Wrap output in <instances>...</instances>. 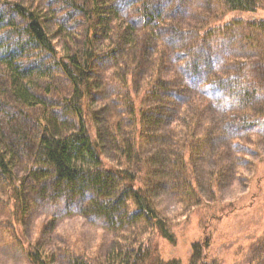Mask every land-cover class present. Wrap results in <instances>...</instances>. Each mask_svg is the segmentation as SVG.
Segmentation results:
<instances>
[{
	"label": "trees",
	"instance_id": "1",
	"mask_svg": "<svg viewBox=\"0 0 264 264\" xmlns=\"http://www.w3.org/2000/svg\"><path fill=\"white\" fill-rule=\"evenodd\" d=\"M216 1L226 14L261 8L260 0ZM38 3L0 0L1 230L21 246L29 264H48L22 228L25 207L40 202L47 211L67 209L114 234L101 264H183L163 250V244L175 246L177 237L147 189L153 156L145 147L164 140L171 178L180 176L193 210H204L203 233L190 245L187 264H217L209 259L212 235L240 207H209L197 191L192 162L214 137L213 122H203L201 111L222 110L231 144L239 146L234 134L264 123L258 105L264 70L255 63H192L182 46L187 33L174 25L173 9L162 16L149 0ZM195 34L197 42L206 37ZM166 48L175 63H164ZM97 78L113 89L106 148L92 108ZM57 80L65 89L54 95ZM169 110V132L161 131ZM7 204L10 217L2 222ZM258 243L248 264H264V238ZM69 264L90 263L71 255Z\"/></svg>",
	"mask_w": 264,
	"mask_h": 264
},
{
	"label": "rangeland",
	"instance_id": "2",
	"mask_svg": "<svg viewBox=\"0 0 264 264\" xmlns=\"http://www.w3.org/2000/svg\"><path fill=\"white\" fill-rule=\"evenodd\" d=\"M16 1L39 4L38 0ZM149 2L162 16L173 9L174 25L187 33L182 46L192 63H255L264 70V0H260L261 8L253 14H226L221 2L216 0ZM47 28L55 31L52 24ZM195 33L206 37L197 42ZM54 43L58 49V40ZM171 51L165 49L164 63H175ZM99 74L104 76L103 71ZM100 82V78L95 81V86L99 85L100 89L94 93L92 108L99 139L106 148L108 119L114 113L113 89ZM58 87L59 93L63 92L65 84L57 80L53 85L54 95L58 94ZM258 105L264 109V77ZM202 112L203 122L208 119L213 122L214 137L192 162L191 174L197 191L209 207L226 203L240 207L239 213L231 216L223 229L219 226L212 235L209 259L217 264H248V259L259 248V240L264 238V123L234 134L240 138V144L233 146L223 111L214 106ZM32 114L26 117L27 124L33 119ZM172 117L174 114L170 110L163 113L158 129L169 132ZM145 152L153 156L147 177L148 192L155 208L170 223L177 237L175 246L163 244V250L167 256L177 257L187 264L190 245L203 233L201 216L204 210H193V201H190V194L185 193L180 176L171 178L164 140L147 142ZM21 169L23 161L15 170L18 176H21ZM30 203L23 214V232L34 247L44 250L48 264H69L71 255L82 256L90 264L104 262L115 242L111 231L89 223L79 214H69L67 209L64 214H55V211H47L40 202ZM9 217L10 204H7L2 222ZM1 228L0 264H29L21 246L12 242Z\"/></svg>",
	"mask_w": 264,
	"mask_h": 264
}]
</instances>
